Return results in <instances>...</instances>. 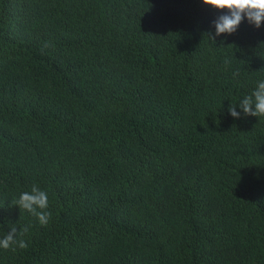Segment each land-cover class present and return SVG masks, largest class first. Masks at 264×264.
<instances>
[{
    "label": "trees",
    "instance_id": "1",
    "mask_svg": "<svg viewBox=\"0 0 264 264\" xmlns=\"http://www.w3.org/2000/svg\"><path fill=\"white\" fill-rule=\"evenodd\" d=\"M226 11L0 0V238L28 226L0 264H264V117L228 111L264 22L215 36ZM33 184L46 226L12 204Z\"/></svg>",
    "mask_w": 264,
    "mask_h": 264
},
{
    "label": "clouds",
    "instance_id": "2",
    "mask_svg": "<svg viewBox=\"0 0 264 264\" xmlns=\"http://www.w3.org/2000/svg\"><path fill=\"white\" fill-rule=\"evenodd\" d=\"M203 3L221 11L227 10L225 14L220 15L212 22L215 27V36L234 33L245 17L250 24H254L257 28L264 22V0H203ZM211 38L215 40L214 36ZM238 74V72L234 73V75ZM237 107L242 110L245 116L264 117V80L259 81L254 91L250 95L244 96L238 104L229 105L228 111L234 118L241 116V112L236 110ZM12 204L18 205L20 209L35 216L41 225L48 224L51 217V213L45 211L48 208V196L37 185L33 184L30 192H22ZM27 231L28 226L19 230L12 227L6 235L0 238V248L9 249L13 245L26 248L27 243L17 237H22Z\"/></svg>",
    "mask_w": 264,
    "mask_h": 264
}]
</instances>
